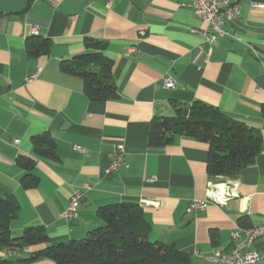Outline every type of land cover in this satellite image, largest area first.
I'll return each instance as SVG.
<instances>
[{"label": "crops", "instance_id": "crops-1", "mask_svg": "<svg viewBox=\"0 0 264 264\" xmlns=\"http://www.w3.org/2000/svg\"><path fill=\"white\" fill-rule=\"evenodd\" d=\"M239 3L240 16L213 44L192 32L213 33L192 0H32L25 12L0 17V195L20 205L13 236L43 226L53 242L79 240L103 224L100 206L134 202L150 224L151 241L189 254V264H208L214 249H232L238 226L264 224V0ZM33 36L51 41L49 53L29 55ZM87 39L107 44L114 99L92 101L83 79L60 68L89 50ZM168 79L174 87L165 86ZM197 101L263 139L257 160L234 178H211L209 144L193 137L149 146L154 117ZM47 132L57 143L55 158L34 153L33 138ZM120 143L125 162L107 174ZM21 157L36 160L38 186L23 187ZM229 180L238 195L226 206L187 211L194 199H206L209 182ZM84 185L90 188L77 216L63 218L74 189ZM254 248L263 257L257 264H264V237ZM31 253L0 247V264H57L21 261Z\"/></svg>", "mask_w": 264, "mask_h": 264}, {"label": "trees", "instance_id": "trees-1", "mask_svg": "<svg viewBox=\"0 0 264 264\" xmlns=\"http://www.w3.org/2000/svg\"><path fill=\"white\" fill-rule=\"evenodd\" d=\"M32 0L29 1L28 7ZM27 7V8H28ZM27 10V9H26ZM87 52L63 60V72L79 76L84 92L92 101L118 97L112 74L113 63L104 55L107 44L87 39ZM51 41L32 37L27 43L30 56L49 53ZM178 136L193 137L209 144L208 174L211 178H234L259 157L263 146L261 135L245 123L233 120L218 108L202 102L175 105L172 116H156L151 122L149 146L161 148ZM34 153L41 158H55L57 143L50 133L33 138ZM25 167L24 188L36 187L39 178L33 173L36 160L21 157ZM20 214L14 196L0 195V247L32 249L24 263L48 258L57 264H189L190 256L174 247L149 239L150 224L142 208L134 202L102 205L97 214L103 224L79 240L53 242L43 226H31L21 236L11 234V223Z\"/></svg>", "mask_w": 264, "mask_h": 264}, {"label": "built area", "instance_id": "built-area-1", "mask_svg": "<svg viewBox=\"0 0 264 264\" xmlns=\"http://www.w3.org/2000/svg\"><path fill=\"white\" fill-rule=\"evenodd\" d=\"M192 8L195 15L206 23L213 33H208L204 29L193 28L192 32L197 33L205 38L211 44L218 37L226 34L225 24L228 21L237 19L241 14V7L239 0H192ZM261 4L254 2L253 6L258 7ZM166 87H174V80L168 79L165 84ZM78 150H83L82 147L76 146ZM126 147L123 143L117 145V155L105 169V173L109 174L116 171L125 162ZM90 188L88 185L76 187L71 197L68 207L61 213V216L67 220L77 216V209L84 195V190ZM217 195H224V202H217ZM238 195L236 187H233L229 182H209L207 196L204 200L194 199L190 203L187 211L194 212L203 210L209 203H215L219 206H226L228 201ZM255 228V238L242 237V229ZM258 235H264V224L241 227L238 226L232 232V249L226 251L223 248L214 249L208 256L216 258V264H257L262 260V256L254 248Z\"/></svg>", "mask_w": 264, "mask_h": 264}, {"label": "water", "instance_id": "water-1", "mask_svg": "<svg viewBox=\"0 0 264 264\" xmlns=\"http://www.w3.org/2000/svg\"><path fill=\"white\" fill-rule=\"evenodd\" d=\"M29 1L30 0H0V17L25 12Z\"/></svg>", "mask_w": 264, "mask_h": 264}, {"label": "bare ground", "instance_id": "bare-ground-1", "mask_svg": "<svg viewBox=\"0 0 264 264\" xmlns=\"http://www.w3.org/2000/svg\"><path fill=\"white\" fill-rule=\"evenodd\" d=\"M220 182H229V181H220ZM217 202H224V195H217ZM242 237L244 238H255L256 229L255 228H246L242 229ZM264 237V235H258V239ZM206 260L208 264H216V258L214 256H207Z\"/></svg>", "mask_w": 264, "mask_h": 264}]
</instances>
